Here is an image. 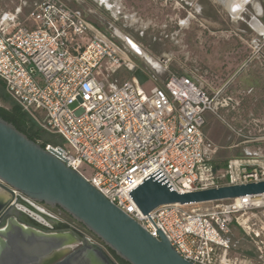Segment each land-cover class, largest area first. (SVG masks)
I'll list each match as a JSON object with an SVG mask.
<instances>
[{
    "label": "built area",
    "instance_id": "built-area-1",
    "mask_svg": "<svg viewBox=\"0 0 264 264\" xmlns=\"http://www.w3.org/2000/svg\"><path fill=\"white\" fill-rule=\"evenodd\" d=\"M252 20L263 31L257 32L262 41L254 44L253 56L264 59V27ZM116 31L109 35L99 30L64 0H20L13 10L0 7V80L5 95L39 129L63 142L46 145L45 150L59 149L67 167L80 175V169L88 167L92 176L85 180L96 191L153 238L162 232L182 259L192 264H264L261 258L229 254L235 247L232 226L249 234L248 214L264 208V197L213 202L203 210L167 205L144 215L130 196L149 178L178 193L264 181V155L259 147H249L264 142V112L240 119L241 130L223 118L239 115L251 91L230 93L228 84L209 87L194 69L170 74L146 94L142 87L150 81V72L118 40ZM145 63L150 71V63ZM128 65L144 72V85ZM122 71L128 75L125 81ZM208 116L246 145L222 168L218 149L205 134ZM14 195L26 206L62 217Z\"/></svg>",
    "mask_w": 264,
    "mask_h": 264
},
{
    "label": "water",
    "instance_id": "water-1",
    "mask_svg": "<svg viewBox=\"0 0 264 264\" xmlns=\"http://www.w3.org/2000/svg\"><path fill=\"white\" fill-rule=\"evenodd\" d=\"M250 2L235 0L231 13L241 14ZM116 37L135 56L146 61L150 58L126 35L119 32ZM126 68L140 86L147 82L140 68L134 65ZM0 187L17 201L20 199L14 191L50 210H60L99 242H91L71 224L61 225L55 217L44 215V221L59 229L55 235H50L46 225L35 224L39 232H33L10 219L7 229L0 231V264H116L110 254L126 264H192L175 252L162 232L158 231V239L150 236L78 172L68 168L59 149L45 150L2 118ZM130 196L142 214L147 215L167 205L192 206L260 198L264 196V181L178 193L163 182L149 178ZM12 211L13 205L1 207L0 227Z\"/></svg>",
    "mask_w": 264,
    "mask_h": 264
},
{
    "label": "rangeland",
    "instance_id": "rangeland-1",
    "mask_svg": "<svg viewBox=\"0 0 264 264\" xmlns=\"http://www.w3.org/2000/svg\"><path fill=\"white\" fill-rule=\"evenodd\" d=\"M64 1L99 30L109 35L114 30L119 31L158 62L160 68L150 66L149 71L144 59L133 56L150 72V81L142 87L146 94L153 86L161 85L170 74L196 70L195 74L209 87L217 88L226 83L230 93L251 91L252 94L243 99L239 115L224 114V120L231 127L241 130L240 119L248 115L260 116L264 112V68L257 55L253 56L256 52L254 44L262 38L250 24L252 19L260 20L264 1L251 0L238 19L232 18L231 9L224 6L223 0ZM13 8L14 4H10L6 9ZM120 75L122 81L127 80L128 75L124 71ZM14 105L11 100L0 99V107L7 111H11ZM206 132L208 138L218 144L227 130L222 122L214 120L208 123ZM50 143L63 144L59 137H53ZM249 147H259L264 155V142L250 144ZM219 162L222 168L224 159ZM80 173L86 180L92 176V171L86 166L80 169ZM209 206L200 204L185 209L203 210ZM253 214H248L249 234L237 224L232 226L230 241L235 247L229 254L264 261V244H260V241L264 243V208L256 209ZM255 233H259V238Z\"/></svg>",
    "mask_w": 264,
    "mask_h": 264
},
{
    "label": "crops",
    "instance_id": "crops-1",
    "mask_svg": "<svg viewBox=\"0 0 264 264\" xmlns=\"http://www.w3.org/2000/svg\"><path fill=\"white\" fill-rule=\"evenodd\" d=\"M20 0H17V2H14V0H0V7L3 9H6L10 6V4H14V8L19 4ZM13 8V9H14ZM29 10V7H26L23 10V16L27 15V12ZM259 22L260 24L264 27V12H262L260 18H259ZM253 31L257 34V30ZM258 59L261 62V66H263L264 68V59L261 56H257ZM240 72L237 71L236 75ZM226 84V83H225ZM224 85V84H223ZM215 119H213L211 116L207 117V123H206V127L208 125V123H210L211 121H214ZM233 120H235L233 118ZM238 121V120H237ZM206 127H205V134L207 136V132H206ZM227 130L226 135H224V138H222V140L217 144L214 143L213 141H211L208 136L207 138L215 145V147L218 149V153H217V160L218 163H220V160H223L226 162L228 159L232 158V157H237L240 156L242 153V150L246 147V145L242 144L240 139L237 138V136L235 134H233L230 130ZM0 192L3 194L4 198H0V209L1 207H7L10 205H13V211L11 213V215L4 221V225L2 227H0V231H5V229H7V222L10 219H13L14 222L21 227L22 229H29L33 232H39L37 231L36 225H46V227L49 229V233L50 235H55L57 231H59V229H55V227H53L52 225L48 224L46 221H44V217H39L37 214L32 213L30 211H28L27 209L24 208V206L21 204V201H17L16 198H13L7 191L3 190L0 187ZM7 194V195H6ZM8 198H7V197ZM4 199V200H3ZM3 202V203H2ZM12 202V203H11ZM56 219H58V221L60 222V224L64 225V223L68 222L64 219V218H60V217H55ZM28 223H31V225H28ZM34 224V225H33ZM100 264V263H99Z\"/></svg>",
    "mask_w": 264,
    "mask_h": 264
},
{
    "label": "trees",
    "instance_id": "trees-1",
    "mask_svg": "<svg viewBox=\"0 0 264 264\" xmlns=\"http://www.w3.org/2000/svg\"><path fill=\"white\" fill-rule=\"evenodd\" d=\"M0 99L9 100L5 97L4 85L1 80ZM0 118L14 125V127L18 131L25 134L28 139L32 140L35 143H38L42 148H45L46 145H53L50 143V141L54 136L49 135L39 129L35 122L32 121L27 115H25L18 106L14 105L11 111H7L4 108L0 107ZM120 262L126 264L123 261Z\"/></svg>",
    "mask_w": 264,
    "mask_h": 264
},
{
    "label": "bare ground",
    "instance_id": "bare-ground-1",
    "mask_svg": "<svg viewBox=\"0 0 264 264\" xmlns=\"http://www.w3.org/2000/svg\"><path fill=\"white\" fill-rule=\"evenodd\" d=\"M220 1H221V0H220ZM231 1L233 2V0H231ZM223 3H224V6L227 7V9H228V8L231 9L232 6H233V4H231L230 0H223ZM225 9H226V8H225ZM255 9H256L257 14L260 15V9H259V7L256 6ZM231 16H232L233 19H238L239 16H240V14L237 13V14H234V15H233V14L231 13ZM250 24H251V26H253L255 29H257L258 32H263V31H262V28L259 27V24H257V22H256L255 20H251V21H250ZM116 34L119 35V32L116 31ZM147 61H148V63H150V66H152L153 68H157V69L160 68L158 62L155 61L153 58H151V57H150V58H147ZM6 195H7V194H6ZM4 196H5V195H4ZM4 196H3V194L0 192V198H4ZM6 197H7V196H6ZM263 197H264V196H263ZM7 198H8V197H7ZM4 199H5V198H4ZM4 199H3V200H4ZM2 203H3V202H2ZM11 203H12V202H11ZM21 204L24 206L25 209H28V211L37 214L39 217H42V216L44 217V215L49 216L48 214L43 213V212L40 211V210H35V209H33L32 207L26 206L27 204H25L24 202H21ZM13 208H14V206H13Z\"/></svg>",
    "mask_w": 264,
    "mask_h": 264
},
{
    "label": "flooded vegetation",
    "instance_id": "flooded-vegetation-1",
    "mask_svg": "<svg viewBox=\"0 0 264 264\" xmlns=\"http://www.w3.org/2000/svg\"><path fill=\"white\" fill-rule=\"evenodd\" d=\"M51 212H53V213H56V214H60L62 217H64L66 220H67V222H68V224H70L69 223V221H70V219L64 214V213H62L60 210H58V209H54V210H51ZM76 225V224H75ZM81 227V226H80ZM82 228V227H81ZM78 230V229H77ZM81 234H83L84 236H87V235H91L90 233H88L84 228H82L81 230H78ZM92 236V235H91ZM99 243V242H98ZM111 256H112V258H113V260L115 261V263L116 264H123V263H121L120 262V260L119 259H117L113 254H110Z\"/></svg>",
    "mask_w": 264,
    "mask_h": 264
}]
</instances>
